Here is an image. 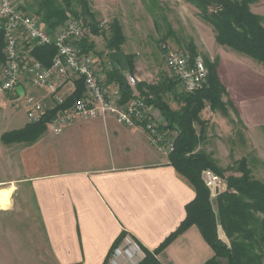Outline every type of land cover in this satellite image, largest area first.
<instances>
[{
	"label": "crops",
	"instance_id": "0c3cea01",
	"mask_svg": "<svg viewBox=\"0 0 264 264\" xmlns=\"http://www.w3.org/2000/svg\"><path fill=\"white\" fill-rule=\"evenodd\" d=\"M104 9L97 11L105 12L103 16L108 18L115 17L112 6L106 5ZM254 14L264 21L262 13ZM262 24L264 26V22ZM209 30L211 36L200 45L206 59L217 60V75L225 90L222 101L233 105L238 115L228 109L229 118L240 123L243 130L239 133L228 118L206 108L202 115L207 121L205 141L202 142L207 143L215 130L218 135H227V139H235L237 131L257 155L258 161L251 169L253 175L264 180V65L218 45L213 30ZM193 44L200 51L199 44ZM123 47L124 44L121 49ZM101 59L107 60L108 56L102 55ZM139 63L135 58L133 76L138 83L149 85L137 75ZM128 74L126 72L122 77ZM109 76L112 74L101 77L102 84L118 89L115 82H109ZM166 79L175 83V95L181 93L171 75ZM77 83L82 86L77 81L62 88L65 102L76 90ZM22 89L24 97L33 96L42 101L46 112L56 109L46 91L31 88L27 79L23 81ZM83 92L82 86L80 98ZM166 96L175 102V107L169 106L177 109L178 98ZM7 99L14 103L23 100L13 96ZM151 116L156 122L165 123L153 107ZM24 118H5L3 121L6 129L0 132V172L3 177L0 190L11 189L10 195L21 193L19 200L23 209L17 211V216L24 213L25 207L36 220L37 232L42 239L39 240L48 252L49 264H105L123 231L130 232L157 264H207L213 258V251L195 225L161 248L185 220L186 206L195 200L196 193L140 129L121 125L113 117L106 116L75 121L57 135L51 134L45 125L33 141L30 136H22L21 140L3 143V134L16 133L31 125L26 113ZM237 143L241 152V141L237 140ZM243 148L246 149V145ZM208 154L217 162L215 152L208 150ZM22 257L21 247L20 260Z\"/></svg>",
	"mask_w": 264,
	"mask_h": 264
},
{
	"label": "trees",
	"instance_id": "16d2710c",
	"mask_svg": "<svg viewBox=\"0 0 264 264\" xmlns=\"http://www.w3.org/2000/svg\"><path fill=\"white\" fill-rule=\"evenodd\" d=\"M59 1L60 5L58 0L40 1L36 15L45 26L54 28L63 24L69 17L82 19L92 35L102 37L105 50V53L93 52L95 44L93 40L88 41L87 37L82 44L83 52H93L100 58L102 55L107 57L112 51L124 55L121 47L126 38L118 22H113L108 31H100L93 23V16L89 12L86 0ZM249 2L250 0H241L236 3L229 0H204V7L214 5L215 10L205 17L218 45L232 49L264 65V26L262 19L250 11ZM154 26L156 27L155 23ZM2 50L3 40L0 34V65L4 59ZM188 52L192 58L200 56L194 44H190ZM32 55L35 60L48 67L55 55V49L52 46L38 48L32 52ZM124 57L127 70L119 72L113 67L110 72L112 76H109L108 80L117 84L121 99L126 102L132 99V93L122 75L126 72L133 75L135 56L124 55ZM204 64L207 70L206 84L200 92L195 94L175 95V83L169 79L151 86L138 83L136 88L139 96L144 97L146 104L155 108L164 120L161 130L168 132L176 129L177 136L174 140V148L167 156L168 161L194 187L196 193L195 200L186 206L185 220L164 241L161 248L191 225H195L214 253L207 264H262L264 261V180H259L253 175L246 159H240L236 167L238 176L225 178L227 188L231 191L220 193L214 201H210L208 190L200 177L205 169L223 177L222 169L216 165L210 155L199 150L201 142L205 139L207 123L202 118L203 111L208 108L212 112H219L232 124L234 121L229 118L228 109L235 111L229 101H222L225 90L217 75V60L211 62L205 58ZM81 93L82 86L77 83L76 90L66 99L63 108L76 102ZM166 95H172L173 99L178 98L177 109H172L165 101ZM56 111L57 109L46 112L40 122L27 125L16 133L3 134L1 141L5 143L21 140L22 136H30V141L35 140ZM235 114L238 115L236 111ZM10 137L13 138L8 141ZM218 227L228 240V245L218 238ZM142 264H157V262L147 253Z\"/></svg>",
	"mask_w": 264,
	"mask_h": 264
},
{
	"label": "built area",
	"instance_id": "2783aa9c",
	"mask_svg": "<svg viewBox=\"0 0 264 264\" xmlns=\"http://www.w3.org/2000/svg\"><path fill=\"white\" fill-rule=\"evenodd\" d=\"M233 3L241 0H229ZM211 11H215L212 9ZM107 28L106 22L98 29ZM0 34L3 40V62L0 65V95L13 96L25 107L27 122L38 123L46 114V107L33 96H19L17 87L23 81L31 88H42L57 109L46 124L51 134H60L65 127L81 119L113 117L117 123L140 129L161 153L168 156L174 148L176 129L163 132V123L151 116V106L137 93L138 79L133 75L124 77L132 93V99L123 102L115 86L105 87L101 77L113 70L109 59L102 60L97 54L85 53L82 44L89 35L84 21L69 17L63 24L47 30L40 19L27 11L25 0H0ZM52 46L55 55L50 65L44 66L34 59L35 49ZM166 50L165 46L162 47ZM165 65L177 81L183 94L200 92L206 84L207 70L200 56L192 58L183 51H167ZM81 82L84 92L80 99L63 108L65 97L62 88ZM23 97V98H22ZM201 180L208 190L210 201L223 192H228L226 180L213 171L201 172ZM220 229V227H218ZM229 244L227 239H220ZM227 242H226V241ZM147 252L128 231H123L118 242L110 250L105 264H142Z\"/></svg>",
	"mask_w": 264,
	"mask_h": 264
},
{
	"label": "rangeland",
	"instance_id": "374dc122",
	"mask_svg": "<svg viewBox=\"0 0 264 264\" xmlns=\"http://www.w3.org/2000/svg\"><path fill=\"white\" fill-rule=\"evenodd\" d=\"M40 1L25 0L31 14H37ZM86 2L89 12L94 11L92 16L95 25L98 26L105 21L107 28L104 30L108 31L113 22L120 24L127 39L122 51L134 55L136 61L140 62L137 75L149 82L150 86L170 76L165 65L167 51H183L189 54L190 44L197 42L200 50L198 52L204 63L206 56L200 44L205 43L211 36L209 29L212 28L207 24L205 16L210 14L214 5H208L206 8L204 0H86ZM58 3L60 5L59 0ZM106 5L115 9V17L108 18L103 16L105 12L97 11V9L105 10ZM249 8L253 14L257 12L264 15V0H250ZM87 37L88 41L93 40L95 44L93 52L97 54L104 52V41L101 36L96 37L89 32ZM163 46L166 50L162 48ZM7 97L0 95V132L6 129L3 122L5 118L25 119L24 105L21 102H11ZM165 99L169 105L172 104V107H175V102L173 103L170 96H166ZM234 124L235 129L237 127L238 132L241 133L243 130L241 124L235 122ZM238 132L235 133L237 135L235 139H227V135L222 133L218 135L219 133L217 134L215 130L212 131L214 135L209 136L207 143L200 144L199 150L204 154L208 155V150L215 152L217 162L213 158L212 160L222 169L223 178L238 176L236 167L240 159H246L252 170L255 162L258 161L257 155L251 151L250 144L245 143ZM237 140L241 141L243 147L246 145V149L242 147L241 152L238 151ZM2 178L0 172V180ZM20 194L14 192L10 195V207H0V264H49L48 252L43 241H40L42 239L37 232L39 228L36 220L25 207L24 213L17 216V211L23 209L21 207L23 204L19 200ZM217 230L219 238L224 239L221 229ZM21 247L23 248L22 260H20ZM37 257L38 260H32Z\"/></svg>",
	"mask_w": 264,
	"mask_h": 264
},
{
	"label": "water",
	"instance_id": "95a60500",
	"mask_svg": "<svg viewBox=\"0 0 264 264\" xmlns=\"http://www.w3.org/2000/svg\"><path fill=\"white\" fill-rule=\"evenodd\" d=\"M108 59L112 63L113 67L119 72H125L127 70V63L123 55L118 52L112 51L108 53ZM16 93L19 96L23 95L22 87L16 88Z\"/></svg>",
	"mask_w": 264,
	"mask_h": 264
},
{
	"label": "bare ground",
	"instance_id": "6f19581e",
	"mask_svg": "<svg viewBox=\"0 0 264 264\" xmlns=\"http://www.w3.org/2000/svg\"><path fill=\"white\" fill-rule=\"evenodd\" d=\"M12 190L13 187H12ZM11 189L0 190V207H7L10 204Z\"/></svg>",
	"mask_w": 264,
	"mask_h": 264
}]
</instances>
